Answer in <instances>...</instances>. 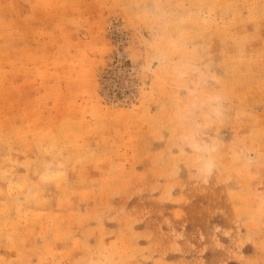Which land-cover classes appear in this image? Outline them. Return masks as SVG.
Returning a JSON list of instances; mask_svg holds the SVG:
<instances>
[{"label":"rangeland","instance_id":"rangeland-1","mask_svg":"<svg viewBox=\"0 0 264 264\" xmlns=\"http://www.w3.org/2000/svg\"><path fill=\"white\" fill-rule=\"evenodd\" d=\"M0 264H264V0H0Z\"/></svg>","mask_w":264,"mask_h":264},{"label":"clouds","instance_id":"clouds-1","mask_svg":"<svg viewBox=\"0 0 264 264\" xmlns=\"http://www.w3.org/2000/svg\"><path fill=\"white\" fill-rule=\"evenodd\" d=\"M188 147L191 148L193 153L196 154H202V153H208L213 151L212 148H210L208 145L201 144L195 137H192L191 140L188 143ZM200 162L203 163L204 168L206 171L210 172L211 168L213 167L212 161L209 160H203L202 157H200Z\"/></svg>","mask_w":264,"mask_h":264},{"label":"bare ground","instance_id":"bare-ground-1","mask_svg":"<svg viewBox=\"0 0 264 264\" xmlns=\"http://www.w3.org/2000/svg\"><path fill=\"white\" fill-rule=\"evenodd\" d=\"M155 68V67H154Z\"/></svg>","mask_w":264,"mask_h":264}]
</instances>
